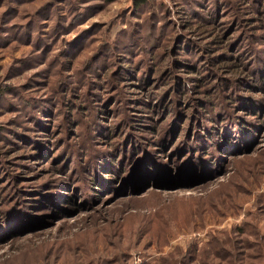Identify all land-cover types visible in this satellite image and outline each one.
<instances>
[{
  "label": "rangeland",
  "instance_id": "1",
  "mask_svg": "<svg viewBox=\"0 0 264 264\" xmlns=\"http://www.w3.org/2000/svg\"><path fill=\"white\" fill-rule=\"evenodd\" d=\"M263 15L264 0H0V264H264ZM213 26L236 41L223 58ZM225 94L236 122L216 113L222 148L190 163L189 130ZM115 147L125 172L102 180L92 157Z\"/></svg>",
  "mask_w": 264,
  "mask_h": 264
},
{
  "label": "trees",
  "instance_id": "2",
  "mask_svg": "<svg viewBox=\"0 0 264 264\" xmlns=\"http://www.w3.org/2000/svg\"><path fill=\"white\" fill-rule=\"evenodd\" d=\"M212 11L208 8V13H211ZM262 17H264V15L262 16ZM209 19V18H208ZM204 25H202V27H203ZM221 28H223V27H206L205 29H204V31L203 32H205L206 34H208V33H210V32H213V35H215V36H220V37H215V42H217V47L218 48H220V52L222 51V53H221V56H222V58L224 57L223 55H228V52H226V51H224L225 50V48L223 47V43H225V45H227L228 47L230 46H232L234 43H231V44H227L228 42L227 41H225V40H223L222 38H223V36H226V34L227 33H219V31H222V29ZM231 37V36H230ZM229 38V37H228ZM219 43V44H218ZM235 52V51H234ZM237 55H239V53L237 54ZM217 57H220V54L219 55H217ZM235 57H237V56H235ZM232 60L233 59H235L234 57H232L231 58ZM179 64L181 63V62H178ZM182 64H185V66L186 67H188V68H192V67H194L195 65H189V63H182ZM237 64V63H236ZM127 68V67H126ZM129 70H130V67L128 68ZM194 70L193 69H189L187 72H193ZM206 77V76H205ZM204 76H202V74H200V75H195V76H193L192 78H198L199 80V82H200V87L199 88H201L203 85H205V84H207V82H203L202 81V79L203 78H205ZM221 85V84H220ZM214 92H217V91H219L220 89H219V87H218V82H215L214 83ZM194 86L193 85H189V86H185V87H178V84L177 85H175V87H174V89H172L173 90V92H176L177 90L176 89H178L179 91H180V94H184V96L182 97V98H188L189 97V95H188V91H192V88H193ZM210 89H212V88H210ZM209 89V90H210ZM193 90H195V89H193ZM208 90V91H209ZM174 95L175 96H177V93H174ZM174 95H173V97H170V98H166V101L167 102H177V104H178V101H179V96H177V97H174ZM220 95V94H219ZM219 95H213L211 98H209L208 99V101H210V102H215V104H216V108H213L211 105L208 107L209 108V111H205L206 113L205 114H207L206 115V117H209V119L210 118H212V119H210L209 121H212V122H214L212 125H209V123L210 122H207V123H205L204 121L202 122V124L201 123H194L195 125H194V127H193V129H190L189 130V132H192V134L191 135H193L192 136V140L193 141H191L192 143H195L196 145H195V149L197 150V152L198 153H200V155H202V156H204V159L202 158L201 159V161H195L194 159H192L191 160V162L189 161V159L187 158V157H180V156H174V159L175 160H177V163H178V161L182 164V163H193V164H197V165H199V166H202L204 163H212L211 162V160L214 158V156L212 155V152H211V150L209 149V148H211V147H215V149H213V152H214V154L215 153H217L218 152V150L220 149V148H222V146H223V144L224 143H220V141H218V142H216V144H213L212 142L211 143H209V141H211L212 139H214V135L216 134L218 137H216V138H219L220 136H223L221 133H224V132H226L228 129H227V126L226 125H224L223 124V121L221 122L220 120H219V118L218 117H220V115H218V117L216 116V113L218 114H220V113H225V110H227L228 108L226 107V109H225V102L227 103V104H229V98H232V96L234 95H231L230 97H228L226 94H225V97L222 95V96H219ZM166 97V95L164 94L163 95V98H165ZM191 99V101H190V103L188 104V105H186L185 106V104H183V103H181L182 104V109L180 110V114L183 112L184 113V111H183V109L185 110V112L187 113V112H189L190 110H192L196 105L197 106H201L200 104H199V102H201V100H206V99H202V98H195L194 97V95L190 98ZM237 100V99H236ZM207 101V102H208ZM160 102H162V100L160 101ZM232 102V101H231ZM235 102H237L238 103V101H235ZM174 108V107H173ZM231 108V107H230ZM105 109H107V108H105ZM200 109V108H199ZM202 109V108H201ZM224 111V112H223ZM198 112H199V110H198ZM228 112V113H227ZM227 112L225 113V114H227V117L228 116H230V118L228 117V120L226 121V122H228V124H229V127L231 128V125H233V123H235L236 121H235V115H234V110L231 108V109H228L227 110ZM240 117V116H239ZM133 118H135V117H133ZM221 119V118H220ZM141 126V125H140ZM219 126H220V128H219ZM134 126H132V128H133ZM138 127V126H137ZM212 129V130H211ZM184 132V131H183ZM130 134V133H129ZM128 134V135H129ZM162 137H159V138H155L154 140H155V142H158V141H160V140H162L163 138H164V136H163V138L161 139ZM132 138L131 137H127L126 139H125V141L123 142V144H125V143H128L129 145H131V146H135V140L134 141H132L131 140ZM127 144V145H128ZM201 144H202V146H201ZM156 145V144H155ZM155 145L153 146L154 148H155ZM201 148H203V150H201ZM120 148L119 147H115V152L114 153H112V152H110L109 154H105V152H103L104 154H94L93 155V157H92V162H91V164H90V169L91 170H93L94 172H96L97 174H98V176H101V179L103 180V177L104 176H102V172H106V173H109V175L110 176H112L111 174L113 173V175H114V178L116 179V175H120L121 174V172L123 171V173L125 172V167H126V161H124L123 159H122V157L125 155V154H123V152H121L120 150H119ZM109 150V149H108ZM137 152V149H134V150H132L131 151V149H127L126 150V153H129V152ZM192 152V151H191ZM151 153V152H150ZM128 155V154H127ZM97 156H101L100 158H96ZM158 157H159V155H157ZM128 157V156H127ZM162 157H163V155H162ZM160 161H163L164 159L163 158H161L160 157V159H159ZM167 161V165L169 166V167H172L171 166V163L168 161V160H166ZM166 161H164V163L166 162ZM140 163V162H139ZM139 163H137L132 169H131V171L130 172H128L127 173V175L125 176V180L127 179V177H129L132 173H134L135 171H136V168L139 166ZM175 163V162H174ZM176 163V164H177ZM152 165H148V164H146V165H142L141 167H140V172H139V174H144V172H145V170H148V171H151V169L149 168V167H151ZM212 176V175H211ZM212 178V177H211ZM109 179H110V177H109ZM205 180V179H204ZM208 180V179H207ZM206 181V180H205ZM224 242H226V243H230V242H232V240L231 239H217V240H215V242L211 245V247H212V250H214V252H215V250H220L221 248H223L224 250H226V247H224V246H227V245H222ZM241 247H244L245 248V246H241ZM240 247V248H241ZM248 248H251L250 246L248 247ZM232 250H234V251H232V254L231 253H229L230 254V256L231 255H235L236 256V258L238 259L239 258V255L240 254H242V253H238L237 251H236V248L232 245ZM228 254V255H229ZM261 255H263V254H257V256H261ZM246 257H252V258H258V257H255L254 256V254L253 253H251V254H245V253H243V256L242 257H240L238 260H242V262H241V264H243V260L246 258ZM253 264H258V263H253Z\"/></svg>",
  "mask_w": 264,
  "mask_h": 264
},
{
  "label": "water",
  "instance_id": "3",
  "mask_svg": "<svg viewBox=\"0 0 264 264\" xmlns=\"http://www.w3.org/2000/svg\"><path fill=\"white\" fill-rule=\"evenodd\" d=\"M121 194H118V195H116V196H120Z\"/></svg>",
  "mask_w": 264,
  "mask_h": 264
}]
</instances>
